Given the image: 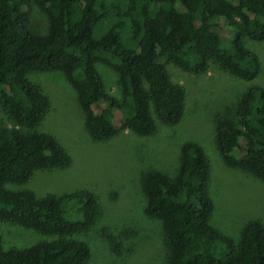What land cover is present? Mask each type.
<instances>
[{"label": "trees", "instance_id": "trees-1", "mask_svg": "<svg viewBox=\"0 0 264 264\" xmlns=\"http://www.w3.org/2000/svg\"><path fill=\"white\" fill-rule=\"evenodd\" d=\"M33 4L49 19L46 34L29 25ZM248 40L264 41V0H0V107L34 129L50 98L28 75L60 71L76 89L94 139L122 129L150 136L156 116L176 125L186 109V90L163 63L196 74L216 64L249 82L261 63ZM97 63L119 74L121 97L107 91ZM116 110L124 113L119 128ZM217 145L228 166L264 181L263 87L249 88L233 115L217 118ZM71 163L53 135L0 129V221L54 236L6 249L0 233V264H89V245L73 236L100 215L93 192L38 196L29 188H7L27 183L38 170ZM180 163L174 176L152 170L143 178L145 212L163 222L167 264H264L261 221H249L237 242L212 224L211 166L202 145L184 143Z\"/></svg>", "mask_w": 264, "mask_h": 264}, {"label": "rangeland", "instance_id": "rangeland-1", "mask_svg": "<svg viewBox=\"0 0 264 264\" xmlns=\"http://www.w3.org/2000/svg\"><path fill=\"white\" fill-rule=\"evenodd\" d=\"M29 18L34 32L48 33L49 19L36 4L30 8ZM247 44L261 63L258 76L249 82L216 64L196 74L163 63L172 80L184 86L186 109L176 125L165 124L156 116L157 131L150 136L122 129L107 140L94 139L86 126L78 93L67 76L60 71L30 73L28 78L50 98L48 112L34 129H27L0 107V129L14 127L53 135L69 152L72 163L65 169L38 170L27 183L8 184L7 188H29L38 196L84 189L93 192L99 200L100 215L90 229L73 236L89 245V264H167L163 222L145 212L148 198L143 178L152 170L176 175L184 143L195 141L210 161V195L215 206L212 224L237 242L249 221L264 224V181L224 162L217 145V118L233 115L249 88H264V41L248 40ZM96 66L107 91L121 97L119 74L107 64ZM123 121V111L116 110V127H121ZM0 233L6 249L25 248L54 238L2 221Z\"/></svg>", "mask_w": 264, "mask_h": 264}]
</instances>
